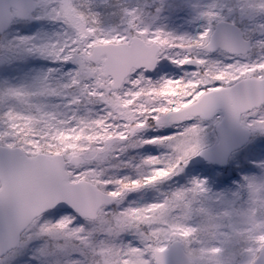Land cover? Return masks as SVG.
Returning <instances> with one entry per match:
<instances>
[{"label": "snow or ice", "instance_id": "obj_1", "mask_svg": "<svg viewBox=\"0 0 264 264\" xmlns=\"http://www.w3.org/2000/svg\"><path fill=\"white\" fill-rule=\"evenodd\" d=\"M171 8H121V32L92 0H0V35L34 19L58 26L16 38L5 60L22 50L72 66L60 80L55 69L0 80V264H170L173 250L177 264H204L193 217L228 196L258 205L240 264H264V0H231L228 24L219 5L197 4L195 37L155 23ZM168 62L192 70L162 77ZM144 146L162 151L135 178L118 175L132 167L121 156ZM132 193L145 202L125 204Z\"/></svg>", "mask_w": 264, "mask_h": 264}, {"label": "rangeland", "instance_id": "obj_2", "mask_svg": "<svg viewBox=\"0 0 264 264\" xmlns=\"http://www.w3.org/2000/svg\"><path fill=\"white\" fill-rule=\"evenodd\" d=\"M179 1V0H176ZM85 10H87L89 5V0H80ZM94 4V10L101 13L103 17V27L108 28H117L121 32L127 27L125 23H122L121 20V8L126 9H135L140 7L145 3V0H92ZM150 3L151 0H148ZM175 0H168V3L172 5L171 11L165 13V18L156 21L155 23L163 24L167 27L168 30L174 32L177 35L181 36H190L195 37L198 33L204 28V23L196 18L194 14V6L202 2H208V0H182L181 5L186 9V13H178L180 9L174 7ZM212 3L219 5L221 8L225 9V20L231 22V17L227 13V7L231 3V0H211ZM174 9V10H173ZM147 11V9H145ZM116 15H113V14ZM145 23H153L149 19H145ZM180 25H194V32L187 29L182 30ZM53 27L47 22H42L40 20L34 19L31 21L30 25H24L18 27L11 35H0V67H6L7 65L15 64L22 62L25 65H28L26 73L22 74V77H27L35 79L44 74H47L49 69H55V71L62 69L63 72L72 71L71 65L61 66L60 64H54L49 60L39 58L35 55H29L26 52L18 51L17 55L11 60L7 61L4 57L9 55L10 49L17 47L18 37H30L37 35L38 37H43L49 33ZM181 29L182 31H177ZM193 35V36H192ZM170 65V62H168ZM31 67V68H30ZM173 70L175 68L178 71H181V78L185 76L186 73L190 72L192 69H179L178 66L172 65ZM170 67L167 72L161 73L162 77L176 78L175 73ZM177 71V72H178ZM2 72H0V79H5L2 77ZM173 73V74H172ZM103 114L102 106L97 110ZM152 133H148L146 138H150ZM264 140V139H263ZM142 150L143 156L141 161L144 158L149 156H156L160 153V149H157L154 146H144L140 147ZM137 150V149H136ZM121 160L124 162V159L121 156ZM255 163V161L253 162ZM134 165V163L132 164ZM251 165V161L249 162ZM233 168H237L238 165H232ZM203 171L211 172L210 167L204 168ZM240 178L244 177L246 174L236 171ZM118 175H121V170L118 171ZM200 175L201 178L207 179V176H204L202 172L196 173ZM217 176H223L225 174L232 175V172L227 173L216 172ZM124 175H131L135 178V166L133 169ZM239 178V177H238ZM239 179L233 180L232 185L239 184ZM228 188V186H225ZM214 191H222L219 188H216L213 185ZM149 197L152 195L148 194ZM154 195V193H153ZM130 202H140L143 203L144 198L141 193H132L127 197L125 204ZM209 210L208 216L195 215L193 217V225H200L205 229L203 234L204 243L202 247H199V258L204 261V264H224V262L232 260L235 264H240V262L245 259L241 255V250L244 247H247L245 243L244 236L242 233L245 232L249 227V216L255 214L257 218H261L260 214L256 211L258 205L253 203L250 199L245 197L244 199H236L232 196H228L226 199H221L218 202L208 201L204 205ZM227 212L230 215L224 216L223 214ZM218 217V218H217ZM210 225H215V227H210ZM218 250V251H217ZM24 264H35L34 261H30L28 257L24 258Z\"/></svg>", "mask_w": 264, "mask_h": 264}, {"label": "trees", "instance_id": "obj_3", "mask_svg": "<svg viewBox=\"0 0 264 264\" xmlns=\"http://www.w3.org/2000/svg\"><path fill=\"white\" fill-rule=\"evenodd\" d=\"M181 2H182V0H179V1L175 0L174 7L177 8L178 10L181 7V9H180V11H178V13H180V14L186 13L187 11L181 5ZM27 69H28V65L27 64L25 65L24 63L19 62V63L7 65L6 67H0V72H2L1 73L2 77L5 78V79H11V80L16 81V82H21V81L31 80V78L20 76V75L26 73ZM22 71H23V73H22ZM67 73H68L67 71L63 72V70L60 69V70L55 71L54 75H55L56 79L60 80V79H63ZM0 80H4V79H0ZM53 103H61V102L60 101H53ZM63 110L64 109L61 108V111H63ZM100 113L101 112H99V114ZM80 114L81 115L84 114V109L83 108L81 109V113ZM121 173H122V170H121Z\"/></svg>", "mask_w": 264, "mask_h": 264}, {"label": "flooded vegetation", "instance_id": "obj_4", "mask_svg": "<svg viewBox=\"0 0 264 264\" xmlns=\"http://www.w3.org/2000/svg\"><path fill=\"white\" fill-rule=\"evenodd\" d=\"M182 30H184V29H187V30H189V31H193L194 29L193 28H195L194 27V25H180L179 26ZM181 29H179L178 28V32L179 31H182ZM194 32V31H193ZM193 36V35H192ZM194 37V36H193ZM215 55V54H214ZM169 67L173 70V68H172V65L170 64L169 65ZM179 68V67H178ZM191 69V67L190 66H185V68L184 69ZM179 69H181V68H179ZM174 73L176 74L175 75V77L176 78H181V71H178V69L177 68H175L174 70ZM178 71V72H177ZM173 74V73H172ZM156 79H159V77H157ZM260 140H263L264 139V137H260L259 138ZM139 149V148H138ZM136 150V149H130V150H128L126 153H124L123 154V159H124V163H126V164H130V165H132L133 163H134V165H132V167H129V168H125V170H126V173L128 174L132 169H133V167L135 166V165H137V164H139L140 162H141V159H142V153L139 151V150Z\"/></svg>", "mask_w": 264, "mask_h": 264}, {"label": "water", "instance_id": "obj_5", "mask_svg": "<svg viewBox=\"0 0 264 264\" xmlns=\"http://www.w3.org/2000/svg\"><path fill=\"white\" fill-rule=\"evenodd\" d=\"M225 23L228 24L230 22L225 21ZM226 166L227 165H225L224 167ZM168 258H169L170 264H177V262L182 259V257L179 256L175 250H173L172 252H169Z\"/></svg>", "mask_w": 264, "mask_h": 264}]
</instances>
